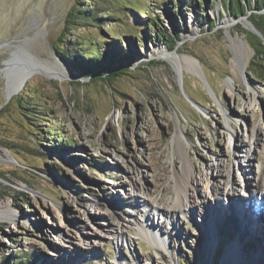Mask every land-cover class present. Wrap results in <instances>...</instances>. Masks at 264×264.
I'll use <instances>...</instances> for the list:
<instances>
[{
  "label": "rangeland",
  "instance_id": "obj_1",
  "mask_svg": "<svg viewBox=\"0 0 264 264\" xmlns=\"http://www.w3.org/2000/svg\"><path fill=\"white\" fill-rule=\"evenodd\" d=\"M238 1L0 0V264H251L264 255V212L254 218L251 200L239 199L260 225L240 232L232 199L221 194L234 185L237 197L250 191L264 206L250 180L264 170V77L251 71V44L264 51L254 36L264 9L252 0L236 16ZM79 2L105 14L66 38ZM175 30L169 50L159 36ZM241 36L252 53L247 67ZM70 42L118 47L135 55L122 65L132 71L93 81L59 56ZM30 69L36 74L12 90L9 74L17 81ZM184 165L193 171L191 200L203 202L200 215L177 213L172 223L153 208L170 202L174 168ZM139 207L166 232L139 234L137 216L152 228ZM204 219L213 233L206 253ZM128 224L127 240L111 236Z\"/></svg>",
  "mask_w": 264,
  "mask_h": 264
},
{
  "label": "bare ground",
  "instance_id": "obj_2",
  "mask_svg": "<svg viewBox=\"0 0 264 264\" xmlns=\"http://www.w3.org/2000/svg\"><path fill=\"white\" fill-rule=\"evenodd\" d=\"M236 40H237L236 46H238V48L240 47L243 50H246V51H244V55L241 58L242 60L240 59L241 60L240 61V65L242 67H247L248 64H249L250 58L252 56L251 51H248L249 44H248L245 36L236 37ZM159 52H161V51H159ZM169 57L172 58V56H169ZM49 70H53V68L49 67ZM36 72H37V69H30L28 71H25L18 78L17 81H14L12 79V76L9 74V77H11V82H12L11 83L12 90L15 91L18 88H20L26 82V80L29 77L35 75ZM62 73H63L64 77H67V79L71 80V78L74 77L73 76L74 74L66 73V72L64 73V71H61V72L54 71L53 74H51V73L50 74L55 76L57 74H62ZM180 142L182 143L181 140H180ZM182 145H183V143H182ZM238 155H240V153ZM189 165H186V166L184 165L183 168L181 169V171H179L178 169L174 168L175 190H174V192L172 194L170 202L164 207H160V205H157V206H155L153 208L155 210L162 211L163 214H166L168 217H170V219H172V223L175 222V220H176L175 216L177 215V213H180L183 216L185 215L188 218H190L189 215L192 216V214L194 216H195V214L200 215L201 204H202L203 201L200 199V203H198L195 200H191L190 190H192L195 182L193 181V177H192V175H193L192 172L193 171H192V169H191V167ZM262 170H261V173L259 174L258 178H255L254 180L251 179L252 177L251 178L249 177V178L251 180V184H252V182H255L254 190H256L255 195L257 196V197H255V199L261 200L262 203H264V192H263L264 185L262 184L263 176H264V170L263 171ZM234 184H235V182H234ZM168 189H169V187H166V190H168ZM236 191H237V189L235 188L234 185H232L228 189H226V188H222L221 189V194H223L224 197L229 196L232 199V201H231L232 202L231 203V207L232 208L231 209H233V210L231 211V213H233L234 217L237 220V223H238V228L237 229L240 232L246 231L248 234H253V233H256L257 231L259 232L258 228L260 227V225L259 224L256 225L254 223H251V221L249 220L250 214L246 210L247 207L245 206V204L243 202L244 200H239V198H244V196H245V198H244L245 200L253 201V196H252L251 192L248 191L247 194L238 193L240 196L237 197V192ZM214 200H215V202L217 204H219V203L223 204V202H224V201H222L220 199V196L217 195V193H216V195L214 197ZM144 203L149 205V202L147 200H144ZM260 204H261V202H260ZM224 207H225V205H224ZM219 209H222L221 206H218V210ZM261 209L263 210L264 208L260 207V212H261ZM138 210L141 211V212H139L140 213L139 215H142L143 217H145L146 223L149 226L152 227V228H149V229L145 228L144 227V221L141 223V221L139 220V217L137 216L136 220H137L138 225H139L137 230L139 231V234L147 235V234H150V233L151 234L155 233L156 236H159L157 234L158 231L160 233H163V231L166 232L164 227H159L158 226V228H157V224H155V222L152 220L151 214L149 212H147V210H143V207H139ZM263 212H264V210H263ZM213 213H216V212L210 211L211 216H213ZM13 216H14V219L17 218L16 214H13ZM216 218H217V216H216ZM258 220H260V217L258 218ZM204 223L205 224L202 227V228H204V229H202V232H203L202 234H203L204 250H205V253H206V252H208L210 250V243H208V241L212 242V237H211V233H212L211 231L212 230H211L210 219L209 220H205ZM127 227L131 228V226L129 224L127 226L124 225V226H122L120 228H117V229L110 228L111 231H112L111 236L113 235L117 239L127 240L128 236H127L126 230H125ZM200 227H201V225H200ZM240 227H242V229H240ZM155 229L158 230V231L156 232ZM262 233H263L262 244H264V230H263ZM160 235H162V234H160ZM160 240H161L160 242L162 244H164V245L167 244V240H165V239H160ZM234 246L235 245L232 244L229 247L232 248ZM230 248H229V250H230ZM263 250H264V246L262 245V248L259 251V254H262L264 252ZM260 257H261L260 259L264 261V255H262ZM205 258H207V256H205ZM232 258H235V257L233 256ZM260 259L252 260V261H249V262L251 264H264V262H261ZM206 262H207V260L204 259V261H202L201 264H206Z\"/></svg>",
  "mask_w": 264,
  "mask_h": 264
},
{
  "label": "trees",
  "instance_id": "obj_3",
  "mask_svg": "<svg viewBox=\"0 0 264 264\" xmlns=\"http://www.w3.org/2000/svg\"><path fill=\"white\" fill-rule=\"evenodd\" d=\"M242 2V4H241ZM248 3L242 0H239L235 3V13L236 16L239 14H244L246 8L247 9H253V1L247 0ZM249 4V5H248ZM78 10L76 11L75 15L77 18L80 19L78 23H75V21L71 22V27H69V30H67L66 38L72 35L71 30H73V26L77 25L79 28L85 27L87 23L95 21L98 22L101 20V16H104V12L98 7L92 6L88 8L87 6L83 9L80 8V2L78 3ZM237 5V6H236ZM256 7V6H255ZM264 9V0H261V3L257 5L256 10H263ZM72 16V15H71ZM258 16V19L260 21V25H257L255 22L254 24L256 27L263 33L264 35V15L256 14V17ZM74 17V16H72ZM74 17V19L76 18ZM67 23L70 25V21L68 20ZM154 25V21H149V26ZM209 29L212 30L215 26L213 20L209 22ZM76 27L75 29H77ZM178 30H175L174 34L171 33H162L160 34L159 38L163 39L166 43L169 50H173L176 48L177 41L180 39V33L177 32ZM157 33V30L155 32ZM254 36L258 37L260 40V44L264 45V40L261 39L258 34H254ZM172 39L170 42L169 39ZM167 39V40H166ZM255 49V62L253 63L252 70L254 74H256L259 78L264 77V70H261L258 66L260 64V60L264 57V51L260 48H256L254 44H251ZM83 47H77L74 44L68 43L67 46L63 50L58 49V54L61 56L62 59L69 62L71 66L76 69L77 71L84 73L85 75L92 76L94 78L93 81H102L107 80L106 82L110 83L112 80H118V78L125 75L127 72H131V68H122V65L126 64L127 66H132L135 63V55H128V54H122L121 49L119 50L118 47L114 49L107 50L106 52L100 51V48H98V51L94 49V47H91L90 44L83 45ZM261 46V45H260ZM261 58V59H260ZM154 64V63H153ZM112 69V70H110ZM110 70V72L106 73V71ZM106 77V79H104ZM13 261V260H11ZM14 262V261H13ZM2 264H10L9 261Z\"/></svg>",
  "mask_w": 264,
  "mask_h": 264
},
{
  "label": "water",
  "instance_id": "obj_4",
  "mask_svg": "<svg viewBox=\"0 0 264 264\" xmlns=\"http://www.w3.org/2000/svg\"><path fill=\"white\" fill-rule=\"evenodd\" d=\"M255 31H256V34H258L259 36H262L261 32H260L258 29H256ZM72 78H73V77H72ZM74 79L77 80L78 78H73V80H74ZM82 79H84V78L81 77V79H78V80H82ZM83 81H84V80H83ZM77 82H80V81H77Z\"/></svg>",
  "mask_w": 264,
  "mask_h": 264
}]
</instances>
